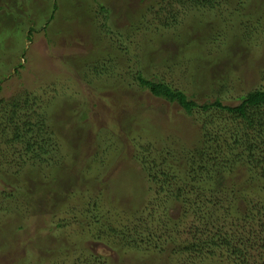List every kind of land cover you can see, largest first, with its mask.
Masks as SVG:
<instances>
[{"label":"rangeland","instance_id":"obj_1","mask_svg":"<svg viewBox=\"0 0 264 264\" xmlns=\"http://www.w3.org/2000/svg\"><path fill=\"white\" fill-rule=\"evenodd\" d=\"M147 3L0 0V101L19 92L45 97L43 110L52 118L48 130L56 133L47 157L50 161L33 162L34 167L21 146L8 143L12 134L6 138L0 128V204L5 202L4 189L28 196L18 193L20 197L9 203L11 212L7 201L0 206V243L13 237L12 250L7 254L1 250L11 245L0 249V264L7 262L9 254L22 255L26 250L34 260L43 257L40 238H50L68 251L56 256L58 264H73L90 254H95V264H163L166 255L148 253L138 260L136 253H121L95 238L98 231L93 228H81L89 214L84 203L88 188L112 190L110 203L101 207L103 218L137 227L143 239L154 234V244L161 247L168 248L172 236L180 246L192 241L198 230L199 234L214 233L230 221L218 206L217 216H191L174 232L159 216L160 191H151L138 172L131 158L134 143H139V152L155 159L164 149L160 138L179 135L178 140L192 148L199 132L190 127L177 105L155 98L135 75L141 72L146 78L164 81L200 104L220 99L227 106L239 105L241 96L264 90V0H223L216 11L193 10L176 31L153 24V13L146 18L132 16ZM171 143L181 163L185 149L179 141ZM94 157L98 161H92ZM18 159L31 164L19 167ZM82 168L86 169L82 172ZM139 203L141 221L127 222L132 218L127 206ZM19 227L24 229L16 233ZM241 228L225 230L246 234ZM81 242L87 251L78 247ZM250 250L251 257L259 260L262 243ZM178 258L167 260L171 264L226 263L219 258Z\"/></svg>","mask_w":264,"mask_h":264},{"label":"trees","instance_id":"obj_2","mask_svg":"<svg viewBox=\"0 0 264 264\" xmlns=\"http://www.w3.org/2000/svg\"><path fill=\"white\" fill-rule=\"evenodd\" d=\"M222 1L148 0L147 6H144L139 14L137 11L132 16L146 18L153 13L154 18L151 21L153 24H161L159 25L161 29L170 28L176 31L181 28L184 20L193 10L216 11ZM156 6L160 9L156 10ZM55 9H58L57 4ZM101 9L106 10L104 7ZM137 16L135 18H138ZM136 28L140 30L139 26ZM29 40H31L30 36ZM98 74H102V71L99 70ZM135 79L155 98L170 105H177L190 127L199 132L192 148H188L183 140H178L179 135L159 137L164 143L162 146L164 149L159 151L155 159L139 152L137 146L139 143H134L135 151L131 158L136 163L137 169L140 168L138 172L143 173L144 176L141 177L149 185L150 190L160 191L158 195L162 200L159 206L162 210L159 211V216L165 225L177 232L184 225V221L191 216L211 215L212 218L217 216L218 206L230 221L225 222L223 228H218L214 233L212 231L209 233L210 231L207 230L204 234H199L200 230H198L192 241L180 246L175 245L176 241L172 236L170 246L161 247L159 243L154 244L157 242L154 234L143 239L137 227H131L127 223L118 224L103 218L105 216L101 215L104 212L101 207L110 203V194H112L111 189L104 187L102 191L91 188L86 191V193L90 191L84 201L88 204L86 206L89 214H85L81 228L83 230L93 228L98 231L95 238L105 240L121 253L127 251L136 253L138 260L142 256L146 257L148 253L154 254L155 257L161 253L166 255L163 264H171L169 260H173V256H178L179 260L180 257H187L189 260L194 258L198 261L219 258L225 261V264H264V198L261 197L264 193V90L257 89L241 96L239 98L241 102L237 106L224 105L220 99L213 102L208 100L200 104L183 90L175 89L164 81L146 78L141 72L135 75ZM45 100H47L45 97L33 92H19L7 101H0L2 134L6 138H10L9 135L12 134V139L8 143L21 146V151L32 163L28 160L21 162L18 159L22 163H19L21 165L19 167L34 165L33 162L37 164L50 161L47 157L51 154L52 145H55L56 133L48 130L52 118H49L43 110ZM115 114L113 113V116ZM118 120L121 131L123 126L120 116ZM137 131L145 132L142 129ZM117 134L120 135L119 132ZM172 139L179 141L185 149L181 163L176 159ZM102 151H105L104 148ZM95 157L92 161H98ZM85 169L82 168V172ZM173 170L177 171L178 175L174 174ZM4 191L6 194H2V199L8 202L10 212L13 208L9 203L17 199L18 193L24 195L23 198L28 197L20 191L7 192L6 189ZM5 202L0 206H5L7 204ZM141 204L134 208L127 206L130 209L129 215L132 214V218L127 222L136 218L138 220ZM74 223L80 226V221L74 220ZM249 225L252 228L247 230L246 226ZM229 226L231 228L241 226L248 237L238 232H227L225 227ZM57 227L60 228L62 225L58 224ZM23 229L24 227H19L16 233L22 232ZM6 238L3 240L4 245L0 243V249L10 245L11 249H1L4 254L12 250L13 246V237ZM32 239L36 240V237ZM38 243L43 245L41 248L43 257L34 260L26 250L22 255L9 254L5 264H58L56 256L68 254V251H63L64 246L57 245L56 242L52 243L50 238L45 240L40 238ZM259 243H262L263 251L259 260H255L251 257L250 247ZM78 247L87 251L85 243L81 242ZM94 257L95 254H90L89 258L76 259L73 264H95Z\"/></svg>","mask_w":264,"mask_h":264}]
</instances>
